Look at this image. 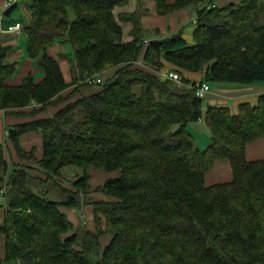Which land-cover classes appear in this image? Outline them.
<instances>
[{
  "label": "trees",
  "instance_id": "1",
  "mask_svg": "<svg viewBox=\"0 0 264 264\" xmlns=\"http://www.w3.org/2000/svg\"><path fill=\"white\" fill-rule=\"evenodd\" d=\"M215 1L156 0L162 15L195 9L194 42L180 29L147 44L142 11L116 14L128 0H33L22 31L43 78L30 73L13 83V44L0 41V108L24 118L6 126L7 140L0 142V170L10 172L14 194L0 226V264H264V157H247L248 145L264 138V92L237 112L209 105L212 141L201 150L187 128L203 115L190 79L164 78L135 61L141 56L155 69L165 60L180 73L204 71L208 83L264 81V0ZM17 6L5 11L4 24L16 21ZM120 20L132 22L129 41ZM65 41L74 48L71 81L58 58L68 54L50 52ZM87 74H102L104 82L94 84ZM31 132L41 135L39 156L21 142ZM12 147L20 162L8 158ZM24 158L37 161L45 182L59 184L67 167L83 172L72 188L59 184L66 200H54L30 187L35 166ZM221 161L229 162L232 178L206 184ZM90 169L111 175L92 189ZM96 189L108 199L94 207L96 228L80 233L63 208L79 207L80 195ZM104 236H110L105 245Z\"/></svg>",
  "mask_w": 264,
  "mask_h": 264
},
{
  "label": "rangeland",
  "instance_id": "2",
  "mask_svg": "<svg viewBox=\"0 0 264 264\" xmlns=\"http://www.w3.org/2000/svg\"><path fill=\"white\" fill-rule=\"evenodd\" d=\"M7 1V0H6ZM5 1V3H6ZM240 0H216L215 2L218 3L219 5H225L228 2H239ZM33 2V0H18V6L17 8L14 10V16L17 19H21V21H23L24 25H28L31 21V7L30 4ZM4 3V6L7 9L13 7L15 4H13L11 7L7 8L6 5ZM154 5V8H153ZM1 9V8H0ZM135 9H138L139 11H142L141 14V22L143 24V37L146 39H154L157 38V30H156V26L154 25V19L156 14H158L159 19L161 18H165L163 19V21L165 20V27L164 30H162L164 35L170 34L172 33V31L174 30V28L172 27L173 21L171 18L169 17H164L165 15H162L160 13H158L156 7H155V0H128V3L125 6L122 7H117L116 8V14H118L120 11H133ZM5 10V11H6ZM71 13V17L74 18V12L73 10L70 11ZM176 13V12H175ZM3 15L2 18H5L6 15ZM172 14V13H171ZM176 17V16H174ZM177 19V18H176ZM180 23H178V21ZM176 20V25L179 26L181 25V29L183 30V35L185 37H187L188 39V43L192 44L194 41L192 39L191 36V31L193 29V27H195L196 24V11L194 8H189L187 9V14H186V18L180 19V17H178V19ZM120 23L123 26V40L124 41H129L131 40L132 36L130 34V30L132 28V22H125L120 20ZM178 23V24H177ZM7 34V33H6ZM7 35H10L9 33ZM14 36V35H13ZM0 37H1V31H0ZM15 40H13L12 43L13 44V48H20L23 49V54L17 55V56H10V59L12 61L17 62V70L14 73L12 80H16L18 77H20V71L22 66L25 64V60L26 59H31L32 60V67H34L36 70L33 72L34 77L36 79H38L39 75H41V73L43 74V70L40 69L41 67L38 64V60L30 58L28 53H27V35L24 33V31L21 32V35H15ZM144 40V41H145ZM146 42V41H145ZM150 42V40H149ZM147 42V44L149 43ZM50 52L54 55H56L57 57L60 55V53H66L68 54L67 57H58L61 61V66L64 69L65 75L68 79L72 80V75H71V59H73V55H74V48L73 45L71 44V42L69 41H65V42H58L55 46H52L50 48ZM143 58L140 56L138 59H136V64L140 65V66H147L152 70H155L157 73H159L161 76H163V72H167L168 70H172L173 68L171 67V64L169 62H166L165 60L162 61L163 65L160 67H158V69H155L154 67H151L149 65L144 64ZM39 68V69H38ZM179 72V71H178ZM180 73V72H179ZM199 73V78L198 79H192L195 78L194 72H183L180 73V76L184 77L186 76L187 78L190 79L189 83L192 81H196V80H201L204 78V71L203 72H198ZM182 74V75H181ZM203 74V76L201 75ZM71 75V78H70ZM94 75H99L103 78V75L101 74H87L85 79L86 80H90L92 76ZM105 77V76H104ZM93 78V77H92ZM183 79V78H182ZM92 80V79H91ZM94 84H97L95 82H93ZM264 84V81H259L256 83H252V84H243V83H232V82H210V88H211V92L206 95L203 98V115L202 117L196 121V122H190L187 125V128L189 131H191L198 143V146L200 147L201 150L206 149V147L211 143L212 141V135H211V131L210 128L206 122V111L209 105H212L213 103H211L210 97L211 94L213 95H217L218 93H227L225 96H230V95H235L238 92L235 91H231V90H222L220 88V86L222 85H239V86H244V87H251L254 86L256 89H261L262 85ZM94 87H96L94 85ZM244 92V91H241ZM263 92V91H262ZM260 92H255V96L258 97ZM235 93V94H234ZM235 98V97H234ZM238 99V98H235ZM248 97H240L239 103L241 102H245V101H250L247 100ZM221 101V100H220ZM229 103V104H228ZM227 105H229L232 110L234 112H237L238 110V105L236 106V104L233 105L232 101L228 100ZM252 103H256V102H252ZM214 105H218V104H214ZM54 106V105H53ZM53 106L49 107L52 108ZM48 109V110H49ZM1 110V117H5V116H10L8 114V110L5 108H0ZM53 112H50V114H52ZM78 116H80V111L78 112ZM0 117V118H1ZM179 125H174L173 129L178 128ZM7 130V129H6ZM8 137V134H6ZM24 136V135H23ZM22 136V138H23ZM22 138H21V142H22ZM31 137H29L27 135V140L26 143H24V146L27 147V149L29 148H33L35 150V153L39 155H41V150L42 147L38 145H31L29 144ZM255 143L252 144V142L250 143V145L248 146L247 149V157L249 159H255V158H261L264 157V148H260V149H256L254 148ZM14 151V154L13 152ZM8 158L10 159V161H12L13 159L17 160V162H20V158L17 155V152L14 150V148L12 147V149H9V155ZM29 158V157H28ZM28 158H24L21 159V162L24 164H30L35 166L33 169H31V174L33 175V180L30 183V187L36 192V193H40L42 195H46L48 198L50 199H54V200H66L67 199V191L63 190L62 187L59 186V184L63 185V186H68L70 188L73 187V185L71 184L72 181L77 178L80 174H82V170H80V168L78 167H67L63 170V173L61 175V177L58 179L59 180V184H57L56 182H54L53 180L51 181H43L41 179L46 178L47 174L44 172V170L38 168V163L36 160H29ZM12 164V162H11ZM29 170V168H28ZM213 171H209L210 173L206 174L205 180H206V184H211V183H216L219 181H227L230 180L232 178V171L230 169V165L227 161H223L221 163H218L217 166H215L213 169ZM9 171V170H8ZM212 172H216V174L214 175V177H210V174ZM89 175H90V182L92 184V189L98 188L100 187L104 182L105 179L111 175V173H107L103 170H98V169H90L89 170ZM0 176H3V180H0V226L3 223L4 220V214H5V208H6V204L8 201H10L14 194L12 192L11 189V185L8 184V180H9V176H10V172H3L2 170H0ZM34 176L37 179H34ZM62 179V180H60ZM41 182V184L39 183ZM45 182V186H43L42 184H44ZM104 199H108L106 197V195L103 193V191L96 189L93 192L89 193L88 196L87 195H80V203H79V207H73V208H63V210L68 214L69 218L74 222L76 231L78 232H82L85 227H87V229H94L95 227V217H94V207L98 205L97 202L104 200ZM95 221V222H94ZM102 225H104V223L102 222ZM110 240V236H104L102 238V244L105 245L109 242ZM5 256V235L2 233L1 229H0V261L1 259H3V257Z\"/></svg>",
  "mask_w": 264,
  "mask_h": 264
},
{
  "label": "crops",
  "instance_id": "3",
  "mask_svg": "<svg viewBox=\"0 0 264 264\" xmlns=\"http://www.w3.org/2000/svg\"><path fill=\"white\" fill-rule=\"evenodd\" d=\"M5 1L6 0H0V8H1L0 9V14L5 13V10H6V8L4 6ZM155 7H156V0H155ZM153 8H154V5H153ZM14 12L12 13V16L11 17L12 18H15L17 20V18L14 16ZM186 14H187V10L184 9V10H179L176 13L174 12L172 14H169V15H165L164 16V17L167 16V17L171 18L172 21H173V24H172V27L171 28H174V30L172 31V33L167 34V35H164L162 33L163 32L162 30H164V27H165V25H164L165 20L163 21V19H165V18L159 19L160 16H158V14H156L155 19H154L155 20L154 21V25L156 26L157 36L158 37H160V36L161 37L162 36H168V35H171V34L177 32V31H179L181 29L180 28L181 25L177 26L176 25V20L178 19V17H180V19H183L184 20V18H186ZM174 16H176V17H174ZM178 23H180V22L178 21ZM193 29H194V27H193ZM193 29H192V31H193ZM192 31H191V36H192ZM7 34L1 31L0 41L7 42V43H12L13 40L16 39L15 36H13V34H10V35H7ZM149 40H151V39H149ZM23 52H24L23 49H20V48L17 49V47L16 48H12V50H11V52L9 54V57L10 56H17V55L23 54ZM31 63H32V60L31 59H26L25 60V64L22 66L21 71L19 73L20 74V77H18L16 80H13L12 81L13 83H20L23 80L24 76L27 75V74H30V73L31 74H34L33 72L36 69L34 67H32ZM62 69H63V67H62ZM63 71H64V69H63ZM191 73H193V72H191ZM64 75H65V72H64ZM194 75H195V78H192V79H198L200 77L198 72H195ZM201 75L203 76V74H201ZM43 76H44V73L43 74L41 73V75L38 76L39 78L37 80L42 79ZM65 78H66L67 81H71V79H68L66 77V75H65ZM70 78H71V75H70ZM220 88L223 91L224 90H226V91L231 90V91H235V92H238V93H236V94L234 93L235 95L228 96V97H230L229 99H227L225 97V95L227 93L221 92V93H218L217 95L211 94L210 100H211V103H213L212 105L218 104V105L229 106V105H227L228 100H229V101H232L233 105L236 104V106L237 105L239 106V104H240L239 103L240 97H248L247 100H250V102H257L258 97L255 96V92H260V91L261 92L262 91L264 92V84L262 85L261 89L260 88L259 89H256L254 86L244 87V86H239V85H231V86L230 85H222V86H220ZM95 89H96L95 87H87V86H85V87L81 88V91H82L83 94H89L92 91H94ZM241 91H244V92H241ZM234 97L235 98H238V99H235ZM231 110H232V108H231ZM50 112H53V110H50ZM19 121H24V118L19 119L16 116H5V117H1L0 118V142H5L7 140L6 129H8V128H6V126L12 125L13 123H16V122H19ZM27 135L29 137H31V139L29 141V144H31V145H38L39 144V146L42 145L41 135L39 133H37V132H31V133H27V134H25L23 136V138H22V144H23V146H24V143H26ZM253 143H255L253 147L256 148V149L264 148V138L258 139L256 141L252 142V144ZM247 149H248V147H247ZM221 162H223V161H221ZM221 162H219V163H221ZM217 165H218V163L215 166H217ZM230 169H231V167H230ZM211 171H213V170L211 169L210 172ZM210 172H208V173H210ZM215 174H216V172H212L210 174V177H214ZM211 184H213V183H211Z\"/></svg>",
  "mask_w": 264,
  "mask_h": 264
},
{
  "label": "built area",
  "instance_id": "4",
  "mask_svg": "<svg viewBox=\"0 0 264 264\" xmlns=\"http://www.w3.org/2000/svg\"><path fill=\"white\" fill-rule=\"evenodd\" d=\"M18 0H7L5 5L7 8L11 7L13 4L17 3ZM3 15L0 16V31L4 32V33H9V34H15V35H20L23 27H24V23L21 20H16V21H12L11 23L8 24H4L5 22V18H2ZM196 21V20H195ZM146 43L149 42V39L145 40ZM163 77L164 78H169L175 81H181L182 77L180 76V73L176 70H168L167 72H163ZM93 77V78H92ZM91 79L89 80L90 82H95L97 84H101L102 82H104L103 78L101 76H92ZM188 86L194 90V92L196 93V95L200 98H204L206 95H208L211 92V88L208 82L203 81V80H196V81H192L188 84ZM227 99H229L230 97L225 96ZM2 113L0 110V117H1ZM6 134H9V130H6Z\"/></svg>",
  "mask_w": 264,
  "mask_h": 264
}]
</instances>
